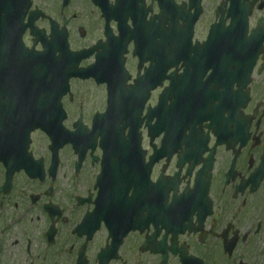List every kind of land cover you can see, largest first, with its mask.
<instances>
[{
  "label": "flooded vegetation",
  "instance_id": "flooded-vegetation-1",
  "mask_svg": "<svg viewBox=\"0 0 264 264\" xmlns=\"http://www.w3.org/2000/svg\"><path fill=\"white\" fill-rule=\"evenodd\" d=\"M192 1L71 0L64 6L63 0H35L33 10L46 15L35 26L47 35L53 24L58 32L66 28L71 50L84 56L79 68L120 70L124 63L129 76L126 82L118 75L102 84L95 78L73 80L72 86L94 88L97 95L65 98L69 113L83 112L91 128L94 118L106 111L109 85L123 86L113 93L129 102L145 98L144 89L135 86L150 67L160 68L162 8L175 15L173 6H180L193 17L197 9ZM224 1L201 0L187 63L174 65L170 82H165L167 87L184 78L185 89L179 91L190 103L189 117L172 138L169 162L160 158L162 137L151 142L145 122L140 148L126 129L128 149L108 152L107 199L101 205V138L79 174L77 160L66 148L53 177L48 153L43 181H31L24 172L16 177L38 189L27 198L23 192L0 195V264H78L82 252L88 264H100L103 251L108 264H264V0H256L249 31L237 43L242 49H226L225 41L217 47L207 43L212 26L227 17L217 16ZM24 40L33 46L31 28ZM160 96V88L151 92L146 107L157 109ZM66 161L70 175L63 173ZM148 166L157 212L164 218L145 229L144 203L137 199L132 205L129 199L143 191ZM166 190L162 208L161 191ZM13 195L21 198L16 201ZM100 208L104 212L94 217L100 227L89 240L79 226Z\"/></svg>",
  "mask_w": 264,
  "mask_h": 264
},
{
  "label": "rangeland",
  "instance_id": "rangeland-1",
  "mask_svg": "<svg viewBox=\"0 0 264 264\" xmlns=\"http://www.w3.org/2000/svg\"><path fill=\"white\" fill-rule=\"evenodd\" d=\"M86 91H87V93L89 94V95H94V93H95V91H94V89H91V88H88V87H86ZM76 91H79V89L78 88H76ZM94 92V93H93ZM91 93H93V94H91ZM74 119L75 118H73L72 120H71V122H70V125H71V123L74 121ZM33 142H34V144H33V147H32V151H33V153L36 155V157H41V156H44V154H45V157H47L48 156V154H47V145H48V140L46 139V137L44 136V135H42V134H40V133H36L35 134V137L33 138ZM69 161H66V163H65V168L63 169V173H65V174H69L70 175V171H71V167H70V163H68ZM0 172H2V169L0 168ZM64 174V175H65ZM66 175V176H67ZM3 182V179H2V176L0 175V184ZM67 182L68 181H65L64 182V184L67 186V185H69V182H68V184H67ZM18 185H19V187H21V189H23V190H21L20 188H17L16 189V191H19V192H23L24 193V195L22 196L23 198H27V197H25V196H27L26 194H28V192L29 191H31V192H33L34 190H36V189H38L35 185H29L28 183H22L21 181L19 182V180H18ZM18 196H20V194L18 195ZM18 196H16V195H13V198L16 200V201H19V200H17L16 198H21V197H18ZM146 264H147V262H146Z\"/></svg>",
  "mask_w": 264,
  "mask_h": 264
},
{
  "label": "water",
  "instance_id": "water-1",
  "mask_svg": "<svg viewBox=\"0 0 264 264\" xmlns=\"http://www.w3.org/2000/svg\"><path fill=\"white\" fill-rule=\"evenodd\" d=\"M56 86L57 85H55V84H51V83L49 84V87H48V95H49V97L51 96L53 99H56L57 100L59 98V96H61V92H62L63 88L56 87ZM33 94H34L33 90L30 91V92H28V95L30 97H32ZM35 108L36 107H33V109H35ZM49 120H52V119L49 117ZM38 127L39 126H34L32 130H34V129L38 128ZM28 134H30V132ZM11 138L13 139V136H11ZM1 143L8 145L10 143V140H8V141H1ZM13 151H14V148L13 147H11V148H8L7 147V148H2L1 149V153H3V154H5V153L11 154Z\"/></svg>",
  "mask_w": 264,
  "mask_h": 264
}]
</instances>
